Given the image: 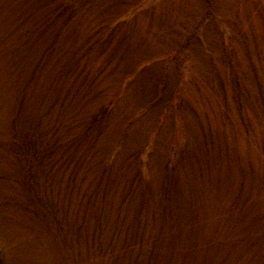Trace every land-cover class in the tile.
Wrapping results in <instances>:
<instances>
[{
  "label": "rangeland",
  "instance_id": "rangeland-1",
  "mask_svg": "<svg viewBox=\"0 0 264 264\" xmlns=\"http://www.w3.org/2000/svg\"><path fill=\"white\" fill-rule=\"evenodd\" d=\"M70 1L0 0V264H264V0Z\"/></svg>",
  "mask_w": 264,
  "mask_h": 264
},
{
  "label": "trees",
  "instance_id": "trees-1",
  "mask_svg": "<svg viewBox=\"0 0 264 264\" xmlns=\"http://www.w3.org/2000/svg\"><path fill=\"white\" fill-rule=\"evenodd\" d=\"M76 1H79V4L78 5L77 4H73L71 1L69 2V5L71 6V8H74V9H77V8H87L88 9V8L91 7L93 0H76ZM61 7H63V6H61ZM77 13H79V12H77ZM103 29H104V31H102V29L101 30H96V32L94 33V35L92 34V36H93L92 37V40H96V42H98L99 47H100V53H101V55H104V54L107 55L108 54L107 47L109 46V42H108V39L109 38H108L107 35L105 36V34H104L105 33V29L107 30V28L104 27ZM98 33H100V34L98 35ZM100 38H102V39L101 40H98ZM107 58H108V56H107Z\"/></svg>",
  "mask_w": 264,
  "mask_h": 264
}]
</instances>
